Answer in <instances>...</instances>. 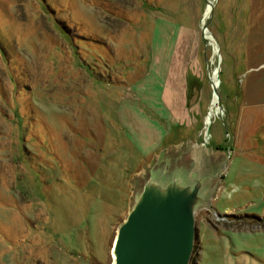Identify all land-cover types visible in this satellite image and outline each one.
<instances>
[{
	"label": "rangeland",
	"instance_id": "374dc122",
	"mask_svg": "<svg viewBox=\"0 0 264 264\" xmlns=\"http://www.w3.org/2000/svg\"><path fill=\"white\" fill-rule=\"evenodd\" d=\"M188 138L232 149L190 264H264V0H0V264H112L133 174Z\"/></svg>",
	"mask_w": 264,
	"mask_h": 264
},
{
	"label": "water",
	"instance_id": "95a60500",
	"mask_svg": "<svg viewBox=\"0 0 264 264\" xmlns=\"http://www.w3.org/2000/svg\"><path fill=\"white\" fill-rule=\"evenodd\" d=\"M212 15L210 6L208 18L203 21L206 39ZM213 71L208 65L213 95L217 94L223 109ZM224 150L225 157L217 159L216 152ZM231 155L230 148L204 147L188 138L164 146L150 161L146 160L130 181L129 207L117 227L112 264H190L198 212L204 208L217 212L213 199L218 196ZM79 262L96 264L82 255Z\"/></svg>",
	"mask_w": 264,
	"mask_h": 264
},
{
	"label": "bare ground",
	"instance_id": "6f19581e",
	"mask_svg": "<svg viewBox=\"0 0 264 264\" xmlns=\"http://www.w3.org/2000/svg\"><path fill=\"white\" fill-rule=\"evenodd\" d=\"M206 12H208V11H206ZM202 20H204V19H202ZM208 32H209V34L211 36L212 42L214 43V41H215L214 37L211 35L210 31H208ZM214 73H215V76L218 75L216 70L214 71ZM215 99H216V96L214 94L213 97H212V100H211V108H210V112H209L207 120H206V126L211 124L212 116H213V110H214V104H215Z\"/></svg>",
	"mask_w": 264,
	"mask_h": 264
},
{
	"label": "crops",
	"instance_id": "0c3cea01",
	"mask_svg": "<svg viewBox=\"0 0 264 264\" xmlns=\"http://www.w3.org/2000/svg\"><path fill=\"white\" fill-rule=\"evenodd\" d=\"M136 87H137L138 90L140 91V82L137 83V86H136ZM137 109H138V111H139L140 108L138 107ZM137 114H138V113H137ZM138 119L140 120V115L137 117V120H138ZM139 120H138V121H139ZM160 125H161V124H160ZM132 128H133V127H132ZM162 129H163V128H162ZM136 136H137V139H136L137 142H136V143H138V146H140V133H139V131L137 132V135H136Z\"/></svg>",
	"mask_w": 264,
	"mask_h": 264
},
{
	"label": "trees",
	"instance_id": "16d2710c",
	"mask_svg": "<svg viewBox=\"0 0 264 264\" xmlns=\"http://www.w3.org/2000/svg\"><path fill=\"white\" fill-rule=\"evenodd\" d=\"M222 83H223V80L221 81V86H222ZM222 88H220V93H222ZM227 132H229V131H227ZM215 147L216 148H223V149H225V148H227L228 146H223V145H221V143L220 144H217V145H215Z\"/></svg>",
	"mask_w": 264,
	"mask_h": 264
}]
</instances>
